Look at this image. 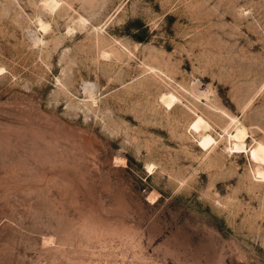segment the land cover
I'll use <instances>...</instances> for the list:
<instances>
[{
	"label": "rangeland",
	"instance_id": "1",
	"mask_svg": "<svg viewBox=\"0 0 264 264\" xmlns=\"http://www.w3.org/2000/svg\"><path fill=\"white\" fill-rule=\"evenodd\" d=\"M47 2L0 0V264H264V0Z\"/></svg>",
	"mask_w": 264,
	"mask_h": 264
},
{
	"label": "bare ground",
	"instance_id": "2",
	"mask_svg": "<svg viewBox=\"0 0 264 264\" xmlns=\"http://www.w3.org/2000/svg\"><path fill=\"white\" fill-rule=\"evenodd\" d=\"M47 6L50 8L54 7L57 5V0H48L46 3ZM175 100V96L172 94H169L167 97H165L164 102L167 105H172V103ZM170 107V106H169ZM205 121V120H203ZM203 121L201 119V116L197 118L193 123L192 127L195 129H198V127L202 126ZM233 122V127L230 131L227 132L228 137L232 140V148L240 151V150H245V138L247 137V134L245 131L246 129L242 126V124L239 121H236L234 119H231ZM205 123V122H204ZM207 126V125H206ZM205 127V126H203ZM202 136V137H201ZM200 140H199V145L207 146L210 144L214 139L210 134H204L201 135ZM249 155L250 158L255 161L256 163H262L264 164V143L256 142V145L251 147L249 150ZM262 169V168H260ZM259 168L255 171L256 176L264 179V170H260Z\"/></svg>",
	"mask_w": 264,
	"mask_h": 264
}]
</instances>
